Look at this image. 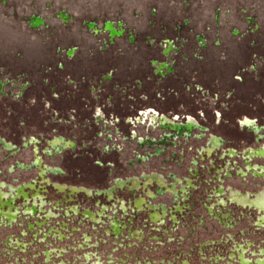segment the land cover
<instances>
[{
    "label": "rangeland",
    "instance_id": "obj_1",
    "mask_svg": "<svg viewBox=\"0 0 264 264\" xmlns=\"http://www.w3.org/2000/svg\"><path fill=\"white\" fill-rule=\"evenodd\" d=\"M263 146L264 0H0V264L237 262L236 242L242 259L264 260V159L249 157ZM152 175L175 193L144 186ZM132 178L139 188H114ZM141 197L164 220L149 214L144 227L146 214L129 210ZM113 221L128 229L113 236ZM162 223L184 242L131 236ZM207 239L223 240L220 258L191 244Z\"/></svg>",
    "mask_w": 264,
    "mask_h": 264
},
{
    "label": "flooded vegetation",
    "instance_id": "obj_2",
    "mask_svg": "<svg viewBox=\"0 0 264 264\" xmlns=\"http://www.w3.org/2000/svg\"><path fill=\"white\" fill-rule=\"evenodd\" d=\"M106 30L111 34V35H114L116 32H115V29L112 27V24H107L106 25ZM115 36H117V35H115ZM109 37V36H108ZM65 55L66 56H69V54H68V52H66L65 53ZM157 65H159V64H157ZM153 66H156V65H153ZM158 74V73H157ZM158 120V121H160L161 122V124L162 125H165L167 122H168V120L166 119V118H164V117H161V118H159L158 116H154V115H152V118H151V120L150 121H155V120ZM172 124V127H173V129H175V130H177V131H181V129L182 128H187V129H190L193 125H195V122L192 120V119H190V118H188L187 119V122H186V124L185 125H183V124H179V123H171ZM243 126H247V127H252V131H254L255 133H258L259 132V130L260 129H258L256 126H254V122L253 121H251V120H249V119H245V120H243ZM61 139H55L54 141H53V143H52V145H57V144H60L61 143ZM210 147H212V148H216L217 146H219L220 144H219V140L215 137V136H211V138H210ZM4 146L5 147H9V145L8 144H4ZM205 154V153H204ZM205 155H207V154H205ZM253 156H256V157H259V158H263L264 159V146L263 147H260L257 151H254L253 152V154H250L249 155V157H253ZM39 159L37 158L36 159V162H35V164H39ZM213 166V165H212ZM212 168H214V166L212 167ZM53 172L52 173H54V174H57V173H59L58 172V170L57 169H55V170H52ZM41 174H43V172H41ZM195 175H196V173H195ZM198 175V174H197ZM216 177V175L215 176H213V178H215ZM143 178L145 179V181H147V182H145V184H144V186H146L148 183H150V182H152V181H156L157 182V184L158 185H160L161 187L162 186H164V188H167L166 189V191H169V192H174L175 193V190H174V186L172 187V188H170V189H168V186L167 185H165V183H164V180H163V178L161 177V176H159V175H152V176H143ZM126 184H129L128 186H129V188L131 189V190H134V189H137V188H139V180L138 179H135V178H132V179H130V180H128V181H116V186L114 187V188H121V187H123V186H125ZM29 187H31V188H33V186L32 185H29ZM25 187H20V188H17L16 189V192H17V196H20L21 194L23 195V196H25V197H27V195L24 193V191H23V189H24ZM27 188V187H26ZM57 188L58 189H60V190H63L64 189V186H57ZM72 191H76L75 189H72ZM112 192H113V190L111 189V190H109V191H107L106 192V194H107V197L109 198V200L112 198ZM88 193V192H87ZM194 193V194H193ZM88 194H90V193H88ZM147 194L148 195H150V196H152V194L150 193V192H147ZM188 195H189V198H190V201L189 202H191V203H194L196 200H197V198H195L194 196H195V192H193V191H190L189 193H188ZM36 197V195H34V198ZM1 198H2V193H1V191H0V203L3 205L4 203L1 201ZM207 198H209V197H207ZM14 199V198H13ZM203 199V198H202ZM198 201V200H197ZM135 206L134 207H130L129 208V210H131L132 209V211H135V212H142V211H144L143 210V204L144 203H146V201L141 197V198H138V199H136L135 200ZM7 205H8V209H7V211H5V210H1V214L7 219V222H12L15 218H16V214L18 213V208L17 209H15V211H13L14 209H13V206L11 205V202H7L6 203ZM257 206L259 207V209L260 208H263L264 209V207L262 206V205H258L257 204ZM148 207L150 208V210H154V212L151 214V216L149 215V213H148V209L149 208H147V207H145V210H146V213H143L142 215H144L145 216V214H146V216H145V219H146V221L144 222V227H146L147 226V220H148V217L150 218V219H152V220H158L160 217H161V219H163L164 220V218L167 216V214H166V212H167V209H165L164 207H159V210L161 211V216L159 215V213L158 212H156V210H158V208L157 207H151V205H148ZM177 208H178V206H176ZM175 206H173V208H176ZM35 208H36V206H35V204L33 205V206H31V207H29V208H27L26 209V212H27V214H34V211H35ZM123 210H125V208L122 206L121 207ZM136 208H137V210H136ZM179 209V208H178ZM187 209H189V208H185V210L186 211H188ZM192 209H195V206L194 207H192ZM170 210H171V208H170ZM189 210H191V209H189ZM179 210H172V213H175V212H178ZM145 212V211H144ZM184 213H185V211H183ZM134 213V212H133ZM86 217H88L89 219H91V220H93V221H97L96 219V217H97V215H95L94 213H92V212H90L89 210H86V211H84V213H83ZM130 214H132V213H130ZM47 217H50L49 215H47ZM264 219V218H263ZM262 219V220H263ZM171 220V219H170ZM261 220V221H262ZM260 221V220H259ZM260 221V222H261ZM151 223H153V222H151ZM177 224V223H176ZM28 225H29V232L30 233H32L33 235H36V233L35 232H33V229H36L35 227H38V225L37 224H30V223H28ZM40 226V225H39ZM118 226H119V224L116 222V221H113L112 222V229L115 231V232H118ZM148 226H150V225H148ZM160 226H161V228H160V230H158L157 228H152V226L149 228V238H147V239H144V236H141V237H139L138 239H137V241L139 242V243H142L143 241H145L146 240V243H148V242H152L150 245H152L153 247H157V246H160L161 245V247H165V249L166 248H168L169 249V247L171 246V245H176V246H178V245H180V242H184V240H180L179 238L178 239H174V238H171V236L170 237H168L169 236V234H164V232L163 231H167V230H169L168 228V225H165L164 223H162V224H160ZM172 227H175V224H172ZM151 234H155L154 236H151ZM25 235H27V234H25ZM24 235V236H25ZM45 235V234H44ZM44 235H42V236H44ZM159 235L161 236V237H163V238H159ZM155 237H158V238H155ZM165 237V238H164ZM21 237H18V244H23L24 242H22V240L20 239ZM42 237H40V239H41ZM35 240V239H34ZM193 240V239H192ZM31 242H33L32 241V235H31V237H29V239L27 240V243H31ZM223 243V240H219V239H211V240H203V241H200V242H198V241H194L193 243H191V244H193L192 246H196V247H199V245L200 246H205V250H207V249H209V251H210V253L209 254H214L215 256H218L217 258H220L219 256H221V255H218L217 253H220V252H223V250H225L224 249V246L225 245H223L222 244ZM237 243V245H239L240 246V248H238V255H237V258H236V261H237V263H239V264H246V260H244V259H242L243 258V255L245 254V252H246V247H245V244H242L241 242H236ZM247 244H251V243H247ZM252 245H253V243H252ZM244 247V248H243ZM256 250V252L258 253V251H259V249H255ZM226 251V250H225ZM247 253V252H246ZM250 254V253H249ZM213 255V256H214ZM160 256H162V258L164 257V254H162V255H160ZM164 259V258H163ZM214 259H216V258H214ZM230 259V258H229ZM213 261V260H212ZM211 261V262H212ZM255 263L256 264H260V260L259 259H257L256 261H255Z\"/></svg>",
    "mask_w": 264,
    "mask_h": 264
},
{
    "label": "crops",
    "instance_id": "obj_3",
    "mask_svg": "<svg viewBox=\"0 0 264 264\" xmlns=\"http://www.w3.org/2000/svg\"><path fill=\"white\" fill-rule=\"evenodd\" d=\"M106 31V30H105ZM210 191V193H212V190H209ZM216 193V192H215ZM207 198V197H206ZM208 199V198H207ZM144 207V206H143ZM148 208V207H147ZM143 210L145 211H142V213H146V210H145V207L143 208ZM37 211V210H36ZM205 211L207 212V213H210V215H211V209L209 208V206L208 205H206L205 204ZM38 212V211H37ZM154 212V210H150V209H148V213L149 214H152ZM84 211H82V213H81V215L82 216H84V217H86L84 214ZM158 213H159V215L161 216V211L159 210V208H158ZM36 214V212L34 211V214H28V215H35ZM37 215V214H36ZM38 217H40L39 215H38ZM88 218V217H87ZM82 219V218H81ZM89 219V218H88ZM161 219V217L158 219V220H155L153 223H158V221ZM48 220H49V218L48 217H46L45 215H43L42 216V218H40L39 220H36L35 222H33L32 224H37L38 225V227H39V225L41 226L42 224H46L47 222H48ZM127 220V219H126ZM130 220V219H129ZM128 221V220H127ZM127 221H125L126 223H128ZM42 222H44V223H42ZM118 224H119V226H118V232H115L112 228H111V232H112V235L113 236H117V235H119L120 234V232H119V230L120 229H123V230H127L128 228H125V226L124 227H122L121 228V226H123V225H125L126 223H123V222H121V221H116ZM31 224V223H30ZM62 225H64V227L62 228V230L63 229H66L65 227L68 225V223H62ZM43 226V225H42ZM56 226H58V224H56ZM55 226V227H56ZM73 227H75L76 228V226H73ZM49 229H51V228H49ZM64 231V230H63ZM55 232V233H54ZM54 232H52L54 235H56L57 234V236H60V237H64V232H61V231H59V230H56V231H54ZM131 236H132V238H134V239H138L139 237H141L140 236V233L139 232H136L135 230H131ZM155 238H157V237H155ZM23 245V244H22ZM21 244H18V245H16V247H21L22 246Z\"/></svg>",
    "mask_w": 264,
    "mask_h": 264
},
{
    "label": "water",
    "instance_id": "obj_4",
    "mask_svg": "<svg viewBox=\"0 0 264 264\" xmlns=\"http://www.w3.org/2000/svg\"><path fill=\"white\" fill-rule=\"evenodd\" d=\"M254 261H246V264H256ZM212 264H239L237 262H226V263H212ZM260 264H264V260H260Z\"/></svg>",
    "mask_w": 264,
    "mask_h": 264
},
{
    "label": "built area",
    "instance_id": "obj_5",
    "mask_svg": "<svg viewBox=\"0 0 264 264\" xmlns=\"http://www.w3.org/2000/svg\"><path fill=\"white\" fill-rule=\"evenodd\" d=\"M105 30V29H104ZM111 37H113V35H111Z\"/></svg>",
    "mask_w": 264,
    "mask_h": 264
}]
</instances>
